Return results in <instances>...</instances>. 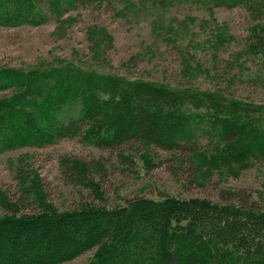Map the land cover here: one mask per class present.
<instances>
[{"label": "trees", "instance_id": "1", "mask_svg": "<svg viewBox=\"0 0 264 264\" xmlns=\"http://www.w3.org/2000/svg\"><path fill=\"white\" fill-rule=\"evenodd\" d=\"M102 1L0 0V27L39 26L48 15L61 19ZM220 4L264 21V0ZM263 42L250 47L260 52ZM7 91L0 98V153L78 138L121 157L127 147L150 145L189 158L199 152L196 132L205 125L202 133L225 146L250 141L248 152L264 162V126L249 124L252 115L264 117V106L254 109L220 90L178 89L69 66L0 70V93ZM74 164L92 173V165L69 158L65 176ZM15 202L23 215L0 220V264H62L90 251L84 264H264V208L248 190L220 189L217 200L140 195L122 207L86 204L65 213H46L24 193ZM31 208L37 211L26 212Z\"/></svg>", "mask_w": 264, "mask_h": 264}, {"label": "rangeland", "instance_id": "2", "mask_svg": "<svg viewBox=\"0 0 264 264\" xmlns=\"http://www.w3.org/2000/svg\"><path fill=\"white\" fill-rule=\"evenodd\" d=\"M220 3L106 0L81 5L61 19L48 15L39 26L0 27V70L70 66L178 89L220 90L254 109L264 106V49L250 47L264 40V21ZM10 93L1 92L0 98ZM251 119L253 128L264 126L263 116ZM202 127L196 132L199 152L189 158L150 145L127 147L121 157L78 138L0 153V220L23 215L15 202L23 193L42 203L46 213L86 204L122 207L140 195L217 200L220 189L248 190L264 208V162L248 152L251 142L225 146ZM69 158L92 165V173L74 164L70 178L65 176L62 165ZM93 254L62 264H84Z\"/></svg>", "mask_w": 264, "mask_h": 264}]
</instances>
